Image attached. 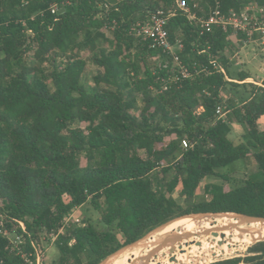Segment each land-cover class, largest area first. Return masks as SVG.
<instances>
[{
  "label": "trees",
  "instance_id": "1",
  "mask_svg": "<svg viewBox=\"0 0 264 264\" xmlns=\"http://www.w3.org/2000/svg\"><path fill=\"white\" fill-rule=\"evenodd\" d=\"M218 1L221 11L248 1L264 8V0ZM187 3L201 15L214 0ZM170 9L168 38L190 71L175 81L172 56L131 30ZM229 34L201 31L174 0H0V212L30 260L50 232L51 264H97L162 223L202 215L183 214L264 216V86L231 69ZM233 123L241 132L231 138ZM182 137L191 145L181 147ZM207 177L218 181L198 194ZM87 201L98 219L63 225ZM209 262L264 264V239ZM0 264L30 263L0 235Z\"/></svg>",
  "mask_w": 264,
  "mask_h": 264
},
{
  "label": "built area",
  "instance_id": "2",
  "mask_svg": "<svg viewBox=\"0 0 264 264\" xmlns=\"http://www.w3.org/2000/svg\"><path fill=\"white\" fill-rule=\"evenodd\" d=\"M177 9L185 13L186 17L190 20L198 22L201 31H210L213 26H218L222 30L230 31L228 38L241 46L250 44L253 50H257L260 53H264V8L262 5L257 4L254 1H248L244 3L240 8H228L227 11H221L219 7V1L214 0V4L210 6L205 14L197 15L195 12L190 11L187 0H174ZM56 6L53 4L50 6V10L53 12ZM175 10L170 9L163 13L160 10H156L149 17L142 21H138L132 25L131 30L133 34L139 36L143 40H149V47H160L163 52L170 54L175 64L179 67V74H173L169 77L170 80L175 81L179 77H186L190 75V71L182 64L178 54L175 50V45L169 41L168 31L166 23L168 17L173 15ZM234 40H233V39ZM176 48L180 50L182 43L179 39H176ZM237 55V51H233L229 55V59L232 61L234 56ZM208 63L220 71L224 78H227L223 66L217 63L214 59H209ZM198 70H206L204 66H201ZM250 80V82L257 85H262L264 80V60H263V75L258 80H253L252 77L245 78L244 81ZM165 87V86H164ZM225 113L223 106L219 103L215 106V114L217 117H222ZM180 145L186 148L191 145L186 137L180 139ZM80 223L82 219L77 217H70L68 213L63 219V225H68V222ZM20 227L23 228L20 222ZM63 227L58 229L61 232ZM0 235L5 236L9 242L17 249L21 254L25 262L30 264H42L43 253L42 244L36 242L32 244L34 260H30L27 253L21 248L22 238L21 235L12 234L5 226L3 215L0 212ZM53 241L56 233L50 232L48 234Z\"/></svg>",
  "mask_w": 264,
  "mask_h": 264
},
{
  "label": "bare ground",
  "instance_id": "3",
  "mask_svg": "<svg viewBox=\"0 0 264 264\" xmlns=\"http://www.w3.org/2000/svg\"><path fill=\"white\" fill-rule=\"evenodd\" d=\"M178 228L179 238L151 251L163 234ZM190 235L197 237L188 244L184 240ZM261 238L264 220H241L225 213L203 214L191 220L165 223L98 264H205L243 250ZM170 251L173 253L165 259H156Z\"/></svg>",
  "mask_w": 264,
  "mask_h": 264
},
{
  "label": "rangeland",
  "instance_id": "4",
  "mask_svg": "<svg viewBox=\"0 0 264 264\" xmlns=\"http://www.w3.org/2000/svg\"><path fill=\"white\" fill-rule=\"evenodd\" d=\"M233 45H234L233 51L234 50L237 51V55L234 56V58H233L232 61L230 60L231 61V69L233 71H237L238 69L248 70L249 73H250V75H251V77H252V79L254 81L255 80H258L259 81V79L263 75L264 53H260L257 50H253L251 48V45L250 44L244 45V46H242V48L239 46V44H237V45L233 44ZM226 52H227V50H226ZM81 55H83V56L85 55L86 56V53L85 52H81ZM89 69H90V71L88 72L87 78H86L87 79V83H91L90 75H91V72H93L95 70V67L92 66V65H89ZM247 81H250V80H247ZM263 121H264L263 118H260V120L258 121V125L260 127H263L262 126ZM84 124H85L84 122H79L78 123V125L81 126V127H83ZM233 127H234V133L231 136V138H233L235 136V134L241 132V127L238 124H236ZM139 153H140V155H144L143 150H139ZM80 163L82 165L85 163V159L82 156L80 157ZM233 175L237 176L238 174L234 173ZM169 176H170V174L169 173H166V178H168ZM217 181H218V179H216L214 177H207V178H205L203 180V182H201V184H200V186L198 188L197 193L199 194L201 192L203 183H205V182H217ZM173 196H175V197L177 196V191L176 190H174ZM69 214H70V217H77L78 219H83V217H91L92 220H97L98 217H99L98 211L96 209H94L93 206L88 201L85 202L84 204L80 205V206H77V207H74L73 209H71L70 212H69ZM188 214H193V213H187V214H183V215H188ZM183 215H180V216H183ZM180 216H177V217H174V218H178ZM188 220H191V219H188ZM175 222H178V221H175ZM68 223H72V222L69 221ZM172 223H174V222H172ZM159 226H161V225H159ZM159 226H156V227L150 229L149 231H147L146 233H144L142 236H140L136 240L140 239L145 234H147L148 232H150V231L158 228ZM118 236L120 238V241H123L122 235L119 234ZM195 236L196 235H190V236H188V240H184V242L187 241L188 244H189L190 240L194 239ZM136 240L121 245L115 251H113L110 254H108L107 256H105L101 261H103L104 259H106L107 257H109L111 255H114L118 250L122 249V247L124 248V246L129 245V244L135 242ZM41 244H42V249H43L42 250V253H43V262H44V264H51L52 263V260L57 257V254H58L57 249L54 246L53 241L50 239V237L48 239L44 240ZM247 246L243 250H240V251H237V252L232 253L233 255L230 254V255H227L225 257H220L219 259L226 258V257H231V256H236V255H244L246 253ZM172 253H173V251H170V252L164 254L163 256H159V257L157 256L156 259H162L163 260V259H165V257H167L168 255H170ZM217 259H214V260H217ZM214 260H212V261H214ZM208 262H206V263L208 264Z\"/></svg>",
  "mask_w": 264,
  "mask_h": 264
},
{
  "label": "water",
  "instance_id": "5",
  "mask_svg": "<svg viewBox=\"0 0 264 264\" xmlns=\"http://www.w3.org/2000/svg\"><path fill=\"white\" fill-rule=\"evenodd\" d=\"M233 214V215H236L238 216L239 219L241 220H255V219H261V220H264V216H258V215H251V214H247V213H242V212H236V211H215V212H193V215H200V214ZM170 221V220H169ZM167 223V222H165ZM165 223H162L160 225H163ZM159 226V225H158ZM181 229H175V230H172L168 233H165L161 236L160 240L154 245V247L151 249V251L155 250L156 248H159L160 246L162 245H165L167 242L169 241H172L176 238H179L180 237V232ZM264 238H261V239H257V240H262ZM255 240V241H257ZM254 241V242H255ZM146 261H148L146 259ZM145 262V261H143ZM100 263V262H99Z\"/></svg>",
  "mask_w": 264,
  "mask_h": 264
},
{
  "label": "crops",
  "instance_id": "6",
  "mask_svg": "<svg viewBox=\"0 0 264 264\" xmlns=\"http://www.w3.org/2000/svg\"><path fill=\"white\" fill-rule=\"evenodd\" d=\"M231 42L233 43V41L231 40ZM233 44H235V45H237L235 42L233 43ZM239 46L242 48V46L239 44ZM248 71V70H247ZM249 72V71H248ZM249 78H251V76L249 77ZM260 118H263V120H264V116H261ZM260 118H259V120H260ZM258 120V121H259ZM262 123V122H261ZM236 125V123H233V126H235ZM262 126L263 127H261V128H264V121H263V123H262Z\"/></svg>",
  "mask_w": 264,
  "mask_h": 264
}]
</instances>
